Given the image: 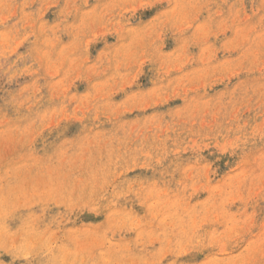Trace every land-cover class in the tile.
Segmentation results:
<instances>
[{
    "label": "rangeland",
    "instance_id": "rangeland-1",
    "mask_svg": "<svg viewBox=\"0 0 264 264\" xmlns=\"http://www.w3.org/2000/svg\"><path fill=\"white\" fill-rule=\"evenodd\" d=\"M0 264H264V0H0Z\"/></svg>",
    "mask_w": 264,
    "mask_h": 264
}]
</instances>
